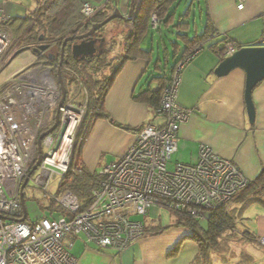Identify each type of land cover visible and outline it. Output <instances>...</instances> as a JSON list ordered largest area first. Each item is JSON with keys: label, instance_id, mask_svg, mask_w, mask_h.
<instances>
[{"label": "built area", "instance_id": "built-area-1", "mask_svg": "<svg viewBox=\"0 0 264 264\" xmlns=\"http://www.w3.org/2000/svg\"><path fill=\"white\" fill-rule=\"evenodd\" d=\"M5 1L0 0L1 22L8 19ZM50 1L45 0L42 11ZM237 8L241 9L242 4ZM98 10L86 1L79 13L83 21H88ZM23 38L24 35L13 37L0 26V264H76L70 250L78 238L86 246L121 254L144 238L143 218L149 210L162 209L204 220L206 211L228 207L249 183L236 166L205 146L200 147L196 164L175 163L168 171L177 150L180 126L191 114L176 103L184 65L180 64L154 111L163 118V124L142 127L128 151L102 168L90 204L84 207L69 191L49 195L50 181L61 180L69 169L82 112L69 103L72 99L65 100L55 131L45 136L38 147L39 136L53 125L61 95L52 70L35 65L46 52L34 50L43 44L23 46ZM224 47L225 58L236 51L231 43ZM26 53H31L33 59L8 73L13 61ZM39 152L41 161L32 172ZM34 174L33 182L49 196L47 208L51 203L57 209L50 214L58 213L59 217L50 215L29 224L26 219L20 222V194L24 181L28 183ZM258 243L264 247V238Z\"/></svg>", "mask_w": 264, "mask_h": 264}, {"label": "crops", "instance_id": "crops-1", "mask_svg": "<svg viewBox=\"0 0 264 264\" xmlns=\"http://www.w3.org/2000/svg\"><path fill=\"white\" fill-rule=\"evenodd\" d=\"M86 1L102 8L106 16L114 11V8L107 11L112 2L123 16L133 10L134 18L129 27L134 31L133 24L142 0H109L108 4L107 0H56L52 6L58 12H67L66 8L78 12L81 3ZM44 2L6 0L5 7L11 19L6 30L14 37L21 35L32 25L27 18ZM240 4L242 8L238 9ZM196 11L203 25L202 31L204 19H208L215 35H209L204 47L181 70L176 103L191 114L180 126L177 150L171 160L175 161L173 166L175 163L194 165L198 161L200 147L205 146L230 161L251 183L264 168V80L252 92L255 119L250 124L244 102L245 74L234 69L226 76H216L214 70L222 60L212 46L221 39L239 48L264 46V0H194L191 12L195 15ZM117 24L119 31L113 34V41H117L116 35L125 38L129 32L125 22ZM193 25L190 35L200 34L195 22ZM107 38L110 40L112 36ZM146 45L143 43L144 47ZM123 47L124 42L121 54ZM25 65L17 61L7 72H15ZM150 65L142 58L126 62L115 77L104 102L110 120L96 121L81 149L82 167L90 174L99 175L104 166L122 157L142 127L163 124V118L156 116L145 101L134 99L139 92L157 87V82L151 81L152 75L148 74ZM237 198L239 196L234 200ZM239 199L231 206L237 216V226L241 232L247 233L248 238H254V241L244 240V253L252 260L250 264H264V250L257 243L259 238H264V196L247 201ZM169 214L174 220L167 225L144 220V238L121 254L86 246L82 238H78L70 255L76 264H193L198 256V246L190 239L191 231L175 226L177 220L172 213ZM243 262L242 257H232L228 264Z\"/></svg>", "mask_w": 264, "mask_h": 264}, {"label": "trees", "instance_id": "trees-1", "mask_svg": "<svg viewBox=\"0 0 264 264\" xmlns=\"http://www.w3.org/2000/svg\"><path fill=\"white\" fill-rule=\"evenodd\" d=\"M55 1L51 0L44 11L40 7L32 16L27 18L32 25L30 24L31 26L29 25V28L21 33V35H24L21 44L27 46L46 42L51 47L50 55L55 56L58 65L59 52L63 40L71 34L86 32L93 23L103 21L106 16H104L105 14L101 15L99 13L88 24H82L83 19L79 15V10L75 12L74 10L69 11V8H66L67 12L64 10L58 12L52 6ZM193 1L142 0L133 24L134 31L131 33L128 32L125 35L123 52L117 57L118 61L112 67L106 63L109 53L108 50V52L106 51L104 53L102 59H88L79 63L73 61L72 63H66L65 61L67 59L64 57L61 69L63 82H73L80 78L86 88L87 102L86 112L74 142L69 169L58 183V195L69 191L83 203L84 207L90 204L92 192L96 189L101 178L98 174H90L82 167L80 160L81 149L94 123L98 120H110L109 115L105 111L104 102L115 77L123 65L126 62L139 58H144L151 63L148 74L149 76L152 75L151 81L157 82V87L156 89L139 92L134 96V99L136 101H145L155 111L159 107L161 92L173 81L179 65L184 64V67L188 64L195 56L196 50H201L205 43H207L209 35H215L208 19H204V28L200 34L193 33L190 35L194 27L193 24L191 26L189 23L191 15L194 16L191 12ZM202 1L204 2L205 0ZM180 4H183V9L179 6ZM200 11H203V9ZM152 15L158 17V23L154 28L150 24ZM10 20L8 17L5 22H1L0 26L6 30ZM169 35H173L174 38L169 37ZM145 38H148L146 39L147 41ZM153 39H155V44H153ZM143 43L147 44L146 47L143 46ZM226 43L231 42L221 39L217 42L216 46H212V49L221 60L225 58L224 45ZM231 44L236 50L240 49L235 44ZM181 46L182 51L178 56L177 52ZM168 48L172 50L171 55L168 54ZM154 50L157 51L158 55L152 62L151 58ZM160 52L163 57L160 55ZM47 56L48 54L43 56L37 64L44 63L45 65H49ZM190 57L192 58L189 60L188 58ZM171 60H173L172 63ZM108 67L112 71L109 72L108 76L103 75V78L100 79V72L106 71ZM52 73L55 76V72L53 71ZM123 129L129 130L128 128ZM75 152L76 164L74 163ZM238 196L244 201L251 200L256 196H264V168H262L255 180L251 183L249 182L244 190L236 197ZM239 198L236 200L233 199V201L240 200ZM232 203L228 207L222 206L206 211L204 213V220H192L187 216L172 213L177 220L174 225L189 229L191 231L190 239L198 246V256L193 264H213L212 254L220 257L221 264H228L229 260L234 257L229 254L230 250L227 246L229 240H234L239 237L243 242L246 238L254 241V238H248L246 232H241L239 231L240 229L238 230L237 216L231 209ZM49 206L50 208L47 209L50 213L57 212L53 204L51 205L50 203ZM51 217L54 218V215H51ZM238 257H242L244 261L241 264H250L252 261L244 252H241Z\"/></svg>", "mask_w": 264, "mask_h": 264}, {"label": "water", "instance_id": "water-1", "mask_svg": "<svg viewBox=\"0 0 264 264\" xmlns=\"http://www.w3.org/2000/svg\"><path fill=\"white\" fill-rule=\"evenodd\" d=\"M133 16V11L129 10L127 16H123L120 11L115 8L110 16H108L101 23L92 24L90 30L81 35L77 36H69L65 38L61 44L60 52H59V62L55 72V79L60 91V101L58 103V107L54 116V122L51 128H49L46 132L42 133L37 141L38 147L40 146L41 140L53 133L58 124L59 117V109L63 105L66 97L64 84L61 76V68L64 59L65 48L69 42H78L71 46V53L74 58L77 57H92L95 54V41L88 40L91 38L97 31L107 26L110 22L114 20H122V21H130ZM41 41V40H40ZM51 47L49 44H45L39 46L34 50V53H38L40 51L49 52ZM49 59L53 60L55 56L50 55L47 56ZM234 69H240L245 74V88H244V102L246 108L247 118L250 124L254 123L255 119V110L252 102V92L256 88V86L264 80V46H253V47H243L237 49L233 54L224 58L214 70V74L218 77H223L228 75ZM41 161V153L39 152L38 160L36 165L33 167L32 172L37 168ZM30 173V175L32 174ZM29 175V176H30ZM27 180L24 181V184L21 187V209H22V218L20 222H24L26 219V209L23 200V190L26 186Z\"/></svg>", "mask_w": 264, "mask_h": 264}, {"label": "rangeland", "instance_id": "rangeland-1", "mask_svg": "<svg viewBox=\"0 0 264 264\" xmlns=\"http://www.w3.org/2000/svg\"><path fill=\"white\" fill-rule=\"evenodd\" d=\"M179 6L181 7V9H183V7H184L183 4H180ZM113 8L115 9L114 3L112 2L111 5L107 8V11H110ZM79 11H80V8H79ZM4 12H5L6 16L9 15L5 6H4ZM120 13H121V11H120ZM103 14H104V11L101 12V15H103ZM198 14L199 13H197V11H196L194 17L191 15L189 23L191 26H193L192 24L195 22L196 27L198 29L197 30L198 33H201L203 25H202V22L200 23V21L198 19ZM79 15H80V13H79ZM152 17L155 18V21H152ZM157 19H158V17L156 15H152L150 18V24L154 25V27H155L158 23ZM0 22H1V18H0ZM117 25L119 26V24H117V22L114 21L111 24L107 25V27L105 28L106 33H108V36L110 38L112 36V39H110L109 42H111V44H113V47L112 48L110 46L108 47L109 53H108L107 61H106V63L111 65L110 67H112L114 64H116L115 62L118 61L117 57L119 54L121 55L120 49L122 47V43L124 42V38L120 37L118 35H116L117 36L116 39L118 42L115 40L113 41V38H115V37H113V34L115 35L119 31V28H117ZM169 37H173V35H169ZM107 41H108V39H107ZM114 42H116V43H114ZM153 44H155V40H153ZM106 46H108V45H106V43H105V47ZM169 48L172 49V47H170V46H169ZM169 48H168V54L171 55L172 50H170ZM176 49H174V50L176 51ZM181 51H182V46L179 48V50L177 52L178 56L181 54ZM23 52H25V50ZM157 55H158L157 51L154 50V54L151 58L152 62L156 59ZM160 55L162 56L161 52H160ZM142 59H144V58H142ZM172 61L173 60H171V63H172ZM38 62L39 61H37L36 63H38ZM41 65L47 66L44 63H41ZM32 67H35V65H33L29 68H32ZM48 67H50V65H48ZM110 67H108L106 69V71L100 72V74H99L100 79L103 78V75L108 76L109 72L112 71ZM53 75H54V73H53ZM68 83H69V85H68L69 88L71 87L70 89L74 92L73 96H72V100L69 103L73 107H75L76 109H78L82 112L81 113V120H82L84 115H85V112H86V88H85V85L80 78L77 81L68 82ZM57 91H59L58 85H57ZM59 93H60V91H59ZM58 101H59V99H58ZM55 109H56V107L51 111V113L54 112ZM53 116L54 115L52 113L51 114V120L53 119ZM78 131H79V129H78ZM74 159H75L74 163L76 164V152H75V158ZM174 162H175L174 159H172L170 161V163L167 166L168 171H171L173 169V163ZM35 176H36V174H34L31 177V180L27 183V185L24 189V205H25L26 214H27L26 222L29 224L38 220V219H41L44 217H50V212L47 209V207H48V200L47 199L49 198V196L47 195V197H46L45 193L40 188H38V186L33 182V180L35 179ZM59 182H60L59 178L50 181L49 187H48L49 195L58 196L57 187H58ZM53 215H54V218L59 217L58 213H53ZM144 220L154 221L158 224L160 223L162 225H167L168 223H171L174 219L169 214L168 211H165L162 209H157V210L151 209V210H149L146 218H143V221ZM239 229H240V227H238V230ZM259 239H261V238H259ZM227 246L229 247V250H230V253H229L230 256H234L235 258L238 257L241 252L245 251V249H244L245 244H244L243 240H241L239 237L235 238L234 240H229L227 242ZM261 248L264 250L263 246H261ZM211 258H212L213 264H220L218 262V260H220L219 256L212 254Z\"/></svg>", "mask_w": 264, "mask_h": 264}, {"label": "flooded vegetation", "instance_id": "flooded-vegetation-1", "mask_svg": "<svg viewBox=\"0 0 264 264\" xmlns=\"http://www.w3.org/2000/svg\"><path fill=\"white\" fill-rule=\"evenodd\" d=\"M109 0H107V2H108ZM106 4H108V3H106ZM131 8H133V9H135V6L133 7H131ZM131 10V9H130ZM103 11V9L102 8H99V10L97 11V13L91 18V19H89L88 21H82V24H88L89 22H91L96 16H97V14H101V12ZM133 11V10H132ZM105 14V13H104ZM112 13H110L109 15H104V16H106V18L108 17V16H110ZM128 14V13H127ZM127 16V15H126ZM105 18V19H106ZM133 18H134V11H133V16H132V18H131V20L130 21H123V22H125L126 23V28H128L129 29V32L131 33L132 32V30L130 29V27H129V24H130V22L133 20ZM83 19V18H82ZM104 19V20H105ZM103 20V21H104ZM114 21H116V22H122V20H114ZM114 21H112V22H114ZM102 22V21H101ZM101 22H99V23H101ZM112 22H110L109 24H111ZM93 24H96V23H93ZM108 24V25H109ZM106 27V26H105ZM104 27V28H105ZM91 28V27H90ZM90 28L86 31V32H84V33H74V34H71V35H69V36H77V35H81V34H85V33H87L89 30H90ZM103 29V28H102ZM100 29L99 31H97L91 38H89L88 40H94L95 41V48H96V51H95V54L92 56V57H77V58H74L73 56H72V53H71V46L73 45V44H75V43H78V42H76V41H74V42H69L68 44H67V46H66V48H65V53H64V57H66V63H72V61L73 62H75V63H79V62H83L84 60H96V59H102V57H103V55H104V53L108 50V47L110 46L111 48L113 47V44H111V42L109 43V40L107 41V36H108V33H106V31H105V29ZM68 36V37H69ZM67 38V37H66ZM105 43H106V45H108V46H106L105 47ZM42 44L43 45H45V44H47L46 42H42ZM43 52H46L45 53V55L46 54H49V53H51L50 51L49 52H47V51H43ZM108 52V51H107ZM48 58V57H47ZM48 60V64L50 65V69L52 70V72L54 71V72H56V69H57V60H56V58H54L53 60H51V59H47ZM63 61H64V59H63ZM35 65H40V64H35ZM48 66V65H47ZM62 69V68H61ZM63 81V80H62ZM63 84H64V88H65V93H66V97H65V100H71L72 99V96H73V91L69 88V83L68 82H66V83H64L63 82ZM72 93V94H71ZM61 94V93H60ZM86 102H87V100H86Z\"/></svg>", "mask_w": 264, "mask_h": 264}, {"label": "bare ground", "instance_id": "bare-ground-1", "mask_svg": "<svg viewBox=\"0 0 264 264\" xmlns=\"http://www.w3.org/2000/svg\"><path fill=\"white\" fill-rule=\"evenodd\" d=\"M33 59V56L31 53H26L25 55L23 56H20L18 58H16L13 63L11 64V66H13V64L17 61H21L22 62V65H25L27 63H29L31 60ZM3 79V74L0 75V81ZM52 89H54L53 86H51ZM56 98V93H54L53 91V100H55ZM67 139H68V136H67Z\"/></svg>", "mask_w": 264, "mask_h": 264}]
</instances>
